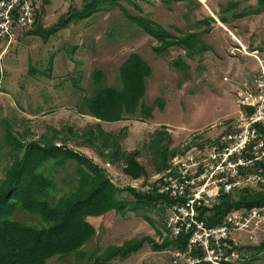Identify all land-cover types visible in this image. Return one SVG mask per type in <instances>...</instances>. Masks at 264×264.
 Masks as SVG:
<instances>
[{
  "label": "rangeland",
  "instance_id": "obj_1",
  "mask_svg": "<svg viewBox=\"0 0 264 264\" xmlns=\"http://www.w3.org/2000/svg\"><path fill=\"white\" fill-rule=\"evenodd\" d=\"M88 2L94 3L92 13L82 18L70 14L74 8L82 11ZM33 5V23L16 25L0 41V121H9L19 135L25 130L26 140L51 136L52 130L64 127L54 136L56 144L67 139L66 145L74 147L97 122L83 103L91 92L93 72L101 71L96 76L100 86L117 84L119 67L137 54L151 68L143 96L152 106L150 118L100 124L117 135L122 149L138 150L137 160L147 176H129L122 164L95 152L91 156L113 173L115 186L150 194L157 201L161 197L151 179L194 148L216 143L232 128L239 110L235 89L241 79L251 78L256 67L251 55L234 47L264 55V11L234 18L226 10L231 5L235 12L247 11L255 7V0H36ZM209 16L216 22H202ZM219 16H226L229 23H221ZM144 18L168 32L171 47L145 32L138 21ZM185 36L194 42L192 51L174 44ZM72 171L73 162L68 161L65 168H50L46 175L52 173L61 193L67 188L61 178L69 180ZM119 196L128 201L125 211L88 218L96 233L82 245L83 258L77 262L72 254L63 264H82L86 256L93 259L106 246L128 241L143 243L128 257L113 258L109 264H171L169 250L155 247L170 239L163 225L167 211L129 210L133 196L127 191ZM256 256L260 259L251 264H264V248Z\"/></svg>",
  "mask_w": 264,
  "mask_h": 264
},
{
  "label": "trees",
  "instance_id": "obj_2",
  "mask_svg": "<svg viewBox=\"0 0 264 264\" xmlns=\"http://www.w3.org/2000/svg\"><path fill=\"white\" fill-rule=\"evenodd\" d=\"M93 6V2L85 3L82 11L74 8L70 14L82 18L95 10ZM233 8L229 5L226 10L231 11L234 18L249 13L259 14L264 11V0H255V7L247 11L242 9L235 12L231 10ZM138 21L145 32L162 45L172 46L171 40L166 39L170 37L168 32L155 21L148 18ZM219 21L229 23L226 16H219ZM202 22L211 23L208 17ZM174 44L189 51L194 47L189 36L178 42L175 40ZM100 72L95 70L91 75V92L83 98L87 113L97 122L94 130L81 134L83 138L80 143H73L75 148L66 145L67 139L56 144L54 136L64 131V127L52 130L51 136L41 134L38 138L26 140L25 130L19 135L8 124L9 121H0L5 124L0 131V264H63L72 254L79 262L84 254L82 245L96 233L88 218L112 210L125 211L128 201L119 196L124 191L135 199V203L129 205V210L157 208V197L135 192L129 187L115 186L111 179L113 173L110 174L103 164L99 165L91 156V152H95L113 164H122V171L129 176H147L145 167L137 160L138 150L122 149L117 135L106 132L100 122L150 118L152 106L144 101L143 96L151 68L137 54H132L119 67L117 84L100 86L96 78ZM66 130L75 133L72 128ZM68 161L73 162L72 177L69 180L61 178L67 188L59 193L55 188L54 176L46 173L50 168L52 171L54 167L55 171L65 168ZM257 189L247 187L222 196L216 206L203 211L207 222H219L224 214L234 208L263 206L264 187ZM158 210L163 211L161 208ZM142 243L128 241L122 245L106 246L95 258L86 256V262L82 264H109L113 258H125L136 252ZM183 244V237H170L155 247L164 250L179 248ZM262 248L264 242L243 246L242 252L248 254L244 262L255 263L260 259L256 252Z\"/></svg>",
  "mask_w": 264,
  "mask_h": 264
},
{
  "label": "built area",
  "instance_id": "obj_3",
  "mask_svg": "<svg viewBox=\"0 0 264 264\" xmlns=\"http://www.w3.org/2000/svg\"><path fill=\"white\" fill-rule=\"evenodd\" d=\"M35 2L0 0V41L16 25L33 23ZM234 49L251 55L256 67L251 78L241 79L235 89L239 110L232 128L216 143L194 148L151 179L161 197L156 207L167 211V234L184 238L181 247L168 249L171 264H238L248 257L243 246L264 241V205L234 208L214 224L203 213L235 190L264 187V55Z\"/></svg>",
  "mask_w": 264,
  "mask_h": 264
},
{
  "label": "water",
  "instance_id": "obj_4",
  "mask_svg": "<svg viewBox=\"0 0 264 264\" xmlns=\"http://www.w3.org/2000/svg\"><path fill=\"white\" fill-rule=\"evenodd\" d=\"M209 20L212 21V22H216V18L213 17V16H209Z\"/></svg>",
  "mask_w": 264,
  "mask_h": 264
}]
</instances>
